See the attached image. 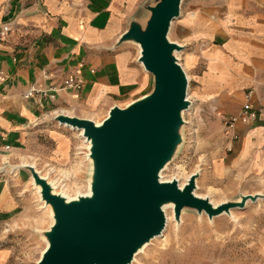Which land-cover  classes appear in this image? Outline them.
Listing matches in <instances>:
<instances>
[{
    "label": "rangeland",
    "instance_id": "374dc122",
    "mask_svg": "<svg viewBox=\"0 0 264 264\" xmlns=\"http://www.w3.org/2000/svg\"><path fill=\"white\" fill-rule=\"evenodd\" d=\"M146 14L137 8L132 16L143 18ZM169 38L184 46L176 55L189 75L191 106L183 113L182 142L165 166L162 179L183 182L201 170L196 191L217 203L238 199L241 193L263 196L264 167L250 171L236 162L239 151L228 149L225 121L240 111L244 91L254 88L256 93L261 84L264 0H182L181 14L173 20ZM131 44L138 54V43ZM245 48L254 54L242 81ZM149 74L151 80L143 95L154 88V76ZM108 111V106H103L88 116L98 123ZM51 119L56 129L71 138L70 149H63L55 159L6 157L23 164L25 157L39 174L60 178L58 191L68 196L86 194L93 166L92 159L85 157L89 149L77 130L60 124L54 116ZM53 147L48 144L49 149ZM26 171L19 168L4 175L15 186L20 207L0 230V264H37L48 244L44 230H50L54 222L53 210L42 200L38 185ZM231 211L210 218L205 212L186 207L180 219L175 212L170 214L163 235L144 244L130 264H264V197L250 199L244 208Z\"/></svg>",
    "mask_w": 264,
    "mask_h": 264
},
{
    "label": "water",
    "instance_id": "95a60500",
    "mask_svg": "<svg viewBox=\"0 0 264 264\" xmlns=\"http://www.w3.org/2000/svg\"><path fill=\"white\" fill-rule=\"evenodd\" d=\"M182 0H144L146 17L132 16L114 47L138 43V61L154 76V88L125 106L114 104L97 124L78 115L57 113L55 119L84 129L90 141L92 194L67 201L54 193L34 167L7 162L4 167L25 169L41 187L54 223L44 230L48 247L37 264H130L141 247L161 235L166 225L162 208L174 203L175 217L186 207L210 218L244 208L257 194H243L215 206L195 194L200 170L183 188L178 180L163 182L160 171L182 142L183 113L191 106L189 79L175 55L184 46L170 40L172 22L181 14ZM90 179V178H89Z\"/></svg>",
    "mask_w": 264,
    "mask_h": 264
},
{
    "label": "crops",
    "instance_id": "0c3cea01",
    "mask_svg": "<svg viewBox=\"0 0 264 264\" xmlns=\"http://www.w3.org/2000/svg\"><path fill=\"white\" fill-rule=\"evenodd\" d=\"M143 1L0 0V26L10 23L12 27L6 39L0 40V67L8 75L0 84V130L12 146L4 154L55 159L71 145V138L55 128L51 119L55 111L89 118L88 114L103 106L109 110L114 104L126 105L143 95L151 76L138 62L140 50L136 54L132 42L114 47ZM244 50L242 81L254 54L251 49ZM261 55L264 67V43ZM80 62L85 64V84L80 91H61L56 100L42 106L37 97L24 98L30 84L47 83L43 70L60 78ZM254 99L257 104L264 103V73ZM236 132L239 138L234 140L225 133L229 144L239 151L236 162L250 171L263 168L264 116L249 125L239 124ZM49 143L55 147L49 149ZM5 174L0 172V230L20 207L15 186Z\"/></svg>",
    "mask_w": 264,
    "mask_h": 264
},
{
    "label": "built area",
    "instance_id": "2783aa9c",
    "mask_svg": "<svg viewBox=\"0 0 264 264\" xmlns=\"http://www.w3.org/2000/svg\"><path fill=\"white\" fill-rule=\"evenodd\" d=\"M10 23H4L0 26V40H5L11 32ZM84 63H78L71 71L62 75L60 78L55 72L43 70L42 78L47 83L36 81L26 89L23 96L26 99L39 98V104L42 106L45 101H54L58 98L61 91H80L85 79L83 76ZM95 72V69L91 70ZM8 75L6 71L0 67V84L6 81ZM255 89L251 88L244 93V102L239 112L232 114L225 121V131L231 138L238 139L239 134L236 132L239 124L249 125L254 122L259 116H264V103L257 104L254 99ZM6 134L0 130V154L9 153L12 146L6 143ZM229 150H233V144L228 145ZM9 162V161H8ZM6 164V163H5ZM4 164V165H5Z\"/></svg>",
    "mask_w": 264,
    "mask_h": 264
},
{
    "label": "bare ground",
    "instance_id": "6f19581e",
    "mask_svg": "<svg viewBox=\"0 0 264 264\" xmlns=\"http://www.w3.org/2000/svg\"><path fill=\"white\" fill-rule=\"evenodd\" d=\"M138 46H139V44H138ZM139 50L141 51V48H140V46H139ZM177 52H180V51H176L175 52V55H176V53ZM141 53V52H140ZM177 56V55H176ZM178 57V56H177ZM178 59H179V57H178ZM142 63V62H141ZM185 70V69H184ZM187 74V73H186ZM187 77H188V79H189V75L187 74ZM63 112H66V111H63ZM69 112V111H68ZM67 112V113H68ZM109 115V111H108V114H107V116ZM106 116V117H107ZM105 117V118H106ZM103 121V120H102ZM102 121H100V122H98L97 124L99 125V124H101L102 123ZM60 124H62V125H64V126H66V127H69L70 129H73V130H77L78 132H79V135L83 138V142L85 143V146H86V148L87 149H89L90 148V146H91V143H90V141L85 137V135H84V129H80V128H77V127H73L72 125H70V124H67V123H61V122H59ZM89 152L85 155V157L88 159V158H90L89 157ZM7 156V154H4L3 155V158H2V161H3V163L5 164V163H7L8 161H9V157L7 158L6 157ZM5 158L7 159V160H5ZM23 162H24V166H30V167H34L35 169H37L36 168V166H35V164L34 163H28L27 162V160L25 159V157L23 158ZM3 167V168H2ZM92 169H93V167H92ZM164 169H165V167L160 171V179H161V181H163V182H166V181H172V180H164V179H162L163 178V176H162V174H163V171H164ZM0 170H1V172H16L17 171V169H13L12 167H4V165L2 164L1 166H0ZM37 171V170H36ZM201 171V170H200ZM38 173H40L39 171H37ZM93 172V171H92ZM194 174V173H193ZM201 174V173H200ZM40 176H42L43 178H45V179H47V181L49 182V184L51 185V188H52V191L54 192V193H57V194H60V195H62L64 198H66V200L67 201H71V200H75V199H78L80 196H90L91 194H92V189H91V186H92V182H93V178L90 180V184H89V192L88 193H86V194H81V193H79V195L77 196V197H71V196H68V195H66V193H64V191H58V188L61 186V183H60V181H61V179L60 178H56V179H49L50 177H47V175H41L40 174ZM50 176V175H49ZM192 176V174L189 176V177H187L186 179H184V181L182 182L181 180H178V183H179V185L181 186V188H183L184 187V185L187 183V181L189 180V178ZM38 185V184H37ZM65 186V185H64ZM63 186V187H64ZM197 186H198V183H197ZM38 188H39V190L41 191V187L38 185ZM195 194L197 195V196H201V197H209V196H207V195H201V194H199L196 190H195ZM257 195H259V194H257ZM210 198V197H209ZM210 200H211V202L215 205V206H217L218 204H220V202L219 203H217V202H215L212 198H210ZM171 207V208H170ZM162 208H163V210H164V212H165V214H166V218H167V220L168 219H170V214H172V213H174V203H172V202H168V203H165L163 206H162ZM170 210H171V212H170ZM227 213H232V211H230V212H227ZM54 223V222H53ZM53 225V224H52ZM52 227V226H51ZM161 235H163V233L161 234ZM161 235H159V236H161ZM159 236H157V237H159ZM157 237H155V238H157ZM154 239V238H153ZM152 239V240H153ZM48 245L49 244H47V246H46V248L43 250V252H42V255H43V253L45 252V250L47 249V247H48ZM144 246V245H143ZM143 246L141 247V249L143 248ZM140 249V250H141ZM139 252V251H138ZM137 252V253H138ZM42 255H41V257H42ZM136 256V255H135ZM40 257V258H41ZM40 260V259H39ZM134 260H135V257H134ZM133 260V261H134Z\"/></svg>",
    "mask_w": 264,
    "mask_h": 264
}]
</instances>
